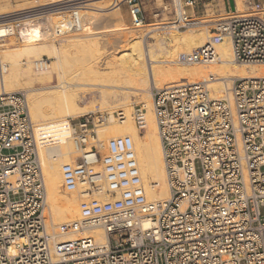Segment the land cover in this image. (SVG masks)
Instances as JSON below:
<instances>
[{
    "label": "built area",
    "instance_id": "obj_1",
    "mask_svg": "<svg viewBox=\"0 0 264 264\" xmlns=\"http://www.w3.org/2000/svg\"><path fill=\"white\" fill-rule=\"evenodd\" d=\"M128 3L132 24H143L140 5ZM245 7L237 13L235 0L174 1L168 24L202 23L206 30L203 45L177 60L216 63L217 46L227 39L233 61L264 63V4L246 0ZM47 63L41 57L35 68ZM229 92L231 99L214 98L207 81L151 89L169 192L163 201L147 199L129 136L98 141L108 113L67 118L56 134L35 126L24 90L0 92V264H264V77L235 78ZM112 115L125 118L122 109ZM131 116L143 131L141 102ZM61 139L79 150L61 166L63 185L87 198L78 217L54 231L47 227L39 149ZM101 194L108 199L94 198ZM95 228L103 241L93 235L57 241L62 233Z\"/></svg>",
    "mask_w": 264,
    "mask_h": 264
},
{
    "label": "bare ground",
    "instance_id": "obj_2",
    "mask_svg": "<svg viewBox=\"0 0 264 264\" xmlns=\"http://www.w3.org/2000/svg\"><path fill=\"white\" fill-rule=\"evenodd\" d=\"M241 1L243 0H235L238 11ZM82 6L87 8H79ZM110 6L115 16L114 21L119 27L118 31L123 33L129 46L124 54L111 55V59L108 58V60L106 59L108 56L103 53L96 55V59L102 66L101 69L99 68L100 71L111 79L106 77L107 79H101L98 83L88 84L93 89L82 93L95 92L98 99L89 98L84 104L82 100L85 97L83 98L77 90L69 86L70 83L65 79V75L68 74L66 71L68 67L65 65L66 51L78 44L76 38L83 36L82 29L79 28L80 23L87 22L89 25L88 22L92 18L98 20L99 13L96 8ZM35 8L40 9L32 11L33 14L30 16L16 18L17 20L7 21L6 24L0 22V92L26 91L30 115L35 126L50 127L56 134H60V125L66 121L67 116H80L94 111V103L98 101V110H107L109 114L108 123L102 125L103 127L100 126L101 128L98 127V141L104 145L106 139L121 135H127L132 139L145 193L147 199L152 201L167 199L169 192L153 113L151 89L207 81L212 97L226 96L231 99L229 89L235 78L264 77V63L237 64L233 61L227 39L217 46L220 60L216 63L201 65L179 62L177 60L179 53L200 47L206 41V30L202 23L187 28L185 32L168 24L170 22H164L161 25L153 24L152 27L145 23L124 27L117 0H45L37 4ZM63 8L65 9L62 11L67 13L68 18L65 17L66 15H61L62 17L57 16L58 18L52 19L51 30L49 35L46 34L41 22L43 19L48 20L52 17L39 11H57ZM26 9L20 8L18 12ZM9 14V11L5 9L0 10V17ZM10 18L12 17L7 16L2 19ZM71 18L74 19V23L70 21ZM101 21L104 22L102 18ZM19 22L23 26L27 24L28 26L15 29ZM87 25L85 24V27ZM148 26L151 28H147ZM63 29H68L69 33L70 31L72 33L64 34ZM154 30L159 31L154 32ZM144 35L153 38L154 45L159 47H151L150 42H148L150 46L144 44ZM54 37L58 39V44L54 42L56 41ZM41 55H49L54 60L40 69L35 68V62L41 59ZM105 61L107 64L104 63ZM53 74H56L57 83L35 86L36 81L45 84L46 80L53 79ZM131 95L138 96L136 99L140 100L146 109V125L143 134H140L133 124ZM42 103L48 104L45 111L46 123H39L37 120ZM118 107L125 109V118L122 121L116 120L112 115L113 110ZM116 121L118 123H115ZM85 151L88 152V150ZM39 155L47 190V227L49 229L54 227L52 230L55 231L59 225L70 222L78 214V203L76 207V199L72 194L74 191L66 190L63 185L61 166L64 163L73 162L79 155V150L75 148L71 140L61 139L56 144L47 143L41 146ZM86 159L92 163L94 170L100 169L97 158L95 160L91 154L87 153ZM153 182L156 187H153ZM76 193L83 199L87 198L84 193L77 191ZM94 198L101 201L108 199L104 194L95 195ZM82 235H93L98 241L105 239L103 231L95 228L80 233H62L57 237V241H69Z\"/></svg>",
    "mask_w": 264,
    "mask_h": 264
},
{
    "label": "rangeland",
    "instance_id": "obj_3",
    "mask_svg": "<svg viewBox=\"0 0 264 264\" xmlns=\"http://www.w3.org/2000/svg\"><path fill=\"white\" fill-rule=\"evenodd\" d=\"M42 1H45V0H0V10L5 9V10L9 11V13H10L9 15L0 17V22L3 24H6L7 21L17 20L16 18H20V17L23 18L26 16H30V14H33L32 11L34 12V11H37L40 9V8L36 9L35 6H37V4L41 3ZM92 1H94V0H92ZM255 1H259L260 3L264 4V0H255ZM135 2H136V4H139L141 9H142V14L144 17V23L147 25H150L151 27L154 26L153 24L161 25V23L169 22L175 16L174 0H135ZM245 2H246V0L241 1V7H240L239 11L236 8L237 13H243V12L247 11V9L245 7ZM117 4H118L120 11H121L123 26L124 27L134 26L132 24V18H131L128 0H117ZM23 7L27 8V9L24 11L18 12V9L23 8ZM79 8H87V7L82 6ZM64 9L65 8L59 9L57 11H48V10L39 11V12H42V13L47 14L50 17H52L48 20L46 18L45 19V20H47L46 22L44 19L41 22L43 29H44V32L46 31L45 32L46 34L49 35V30H51L50 24L52 22V19L58 18L57 16L62 17L64 15H66L65 17L68 18L67 13H65V12L63 13V11H62ZM96 10H97V13H99L97 15L99 19L97 20V18H92L91 20H94V21L90 20V22H88L89 25H87V22L84 24L80 23L79 28L82 29L81 34H83V36L76 38L75 40L78 42V44L69 48L66 51L67 60L65 61V65H67V67H68L66 70L68 72V74L65 75V79L68 81V83H70L69 86H71L74 90H77V92L79 94H81V96H83V98L84 97L86 98V99L84 98L82 100L83 103L84 102L86 103L89 98L98 99L97 93L95 94V92H93L92 94L82 93L83 91H89V90L93 89L92 86L88 85V84L94 83V82L98 83L101 79L110 78L109 76H105L106 74L102 73L100 71L102 66H101V63L98 61V59H96V55L103 53L105 56H108V57H106V59L108 60V58L111 59V55H116L117 53H119V55L124 54V52L127 50L128 46H129V43H127L125 41L126 38L123 35V33L118 31L119 27L116 25V23L114 21L115 16L112 13L111 6L105 7V8H96ZM39 12H37V13H39ZM188 13L192 14V12L190 10L188 11ZM202 14L203 13L201 11H198V12L195 11L194 16L200 18L202 16ZM7 16L12 17V18L7 19V20L5 19L6 21L4 19H2V18L7 17ZM101 18H102V20H104V22L101 21ZM76 20H78V19H76ZM106 20H107V22H106ZM70 21L74 23L73 18H71ZM97 21L99 23H97ZM85 24L87 25L86 27H85ZM73 25H75V24H73ZM97 25H98V27H96ZM104 25L108 26V27H106L107 29L105 28ZM24 26H28V24L24 25ZM24 26H23V24L21 25V22H19V24L16 25L15 29H20ZM47 26H49V27H47ZM150 26H148L147 28H151ZM187 28H189V27H187ZM187 28H180L179 30H181V32H185ZM62 31L64 32V34H67V32H68V34L72 33V31H70V33H69L68 29H63ZM97 31H99V32H97ZM156 31H159V30H154V32H156ZM152 32L153 31H151V33ZM99 33L100 34L102 33V34L100 35ZM94 34H96V36H94ZM148 35H144V39H145L144 44H146V45L148 44L149 46L152 44L151 47H154V46L159 47L157 45H154V39L148 38L147 37ZM55 39H56V41H54V42L56 44H58L59 43L58 39L54 37V40ZM148 42H150L151 44ZM40 57H44V58L48 59L47 64H50L54 60L52 57L50 58L49 55H41ZM22 58L25 61V58L24 57H22ZM29 59H34V57H29ZM104 63L107 64V61H105ZM237 64H241V63H237ZM59 72L61 74L63 73L62 71H59ZM55 83H57V78H56V74H53V79L46 80L45 84H41V83H38L36 81L35 86L39 87L41 85H52ZM131 97H132V99H131ZM137 97L138 96H134V95L130 96V100H133L132 105L135 103L141 102L140 100L136 99ZM120 102H122V100ZM94 104H95L94 111H102V112L108 113L107 110H98L99 109L98 108V101L95 102ZM40 108H41V112L39 113L37 120L39 121V123H46L47 116L45 115V111L48 108V104L42 103ZM119 109H122L125 112V109L123 107L122 108H120V107L115 108V110H119ZM115 110H113V111H115ZM94 111H91V112H94ZM86 113H89V112H86ZM86 113H83L80 116H82ZM70 117H79V116H70L69 115L66 117V119L70 118ZM32 120H33V118H32ZM33 122H34V120H33ZM107 123H105V124H107ZM115 123H118V121H116ZM133 124H134V122H133ZM101 127H103V126H101ZM101 127H99V128H101ZM134 127H135V125H134ZM143 131H141V132L139 131V133L143 134ZM105 141H107V139ZM105 141H104V144L106 143ZM72 194L74 195V198L76 199L75 204L77 207V203L79 205V202H80V200L83 199V197H79L78 194L76 193V191L72 192ZM79 198H81V199L79 200ZM261 211H262V213L264 212L263 207L261 208ZM78 215H79V207H78V214L74 219H76L78 217ZM74 219H72V220H74ZM51 229H54V227H51Z\"/></svg>",
    "mask_w": 264,
    "mask_h": 264
}]
</instances>
